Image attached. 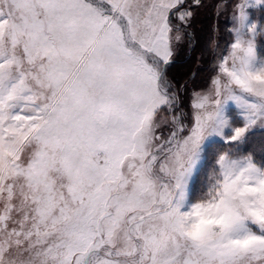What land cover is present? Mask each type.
I'll return each instance as SVG.
<instances>
[{"label": "snow or ice", "instance_id": "6c2138e0", "mask_svg": "<svg viewBox=\"0 0 264 264\" xmlns=\"http://www.w3.org/2000/svg\"><path fill=\"white\" fill-rule=\"evenodd\" d=\"M0 264H264V0H0Z\"/></svg>", "mask_w": 264, "mask_h": 264}, {"label": "trees", "instance_id": "16d2710c", "mask_svg": "<svg viewBox=\"0 0 264 264\" xmlns=\"http://www.w3.org/2000/svg\"><path fill=\"white\" fill-rule=\"evenodd\" d=\"M204 21L202 19H198L197 20V26L199 27L201 24H203ZM199 48L197 47V49L195 51H189L186 48L181 49V55H180V60L178 61L177 65L174 66L173 71L177 74L180 75L183 72H187L189 69H196L198 67L197 65V57L199 55V53H197L196 51ZM187 61L189 63H187ZM201 64L203 63V61L200 62Z\"/></svg>", "mask_w": 264, "mask_h": 264}, {"label": "rangeland", "instance_id": "374dc122", "mask_svg": "<svg viewBox=\"0 0 264 264\" xmlns=\"http://www.w3.org/2000/svg\"><path fill=\"white\" fill-rule=\"evenodd\" d=\"M182 49V48H181ZM197 53H199V49L196 51ZM180 55H181V53H180ZM187 63H189L188 61H187Z\"/></svg>", "mask_w": 264, "mask_h": 264}]
</instances>
